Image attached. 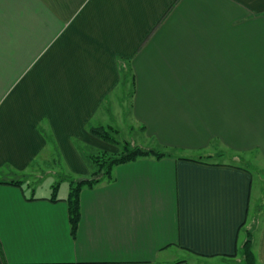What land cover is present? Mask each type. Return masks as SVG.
Wrapping results in <instances>:
<instances>
[{
    "label": "crops",
    "instance_id": "crops-1",
    "mask_svg": "<svg viewBox=\"0 0 264 264\" xmlns=\"http://www.w3.org/2000/svg\"><path fill=\"white\" fill-rule=\"evenodd\" d=\"M115 123L171 155L84 187L72 234L67 196L23 188L90 178ZM248 240L264 264V0H0V264H244Z\"/></svg>",
    "mask_w": 264,
    "mask_h": 264
},
{
    "label": "trees",
    "instance_id": "trees-1",
    "mask_svg": "<svg viewBox=\"0 0 264 264\" xmlns=\"http://www.w3.org/2000/svg\"><path fill=\"white\" fill-rule=\"evenodd\" d=\"M92 135L99 140L108 144H118L119 142L110 136V132L104 127H98L91 130ZM170 152H159L154 149L144 150L139 147H131L129 144H123V147L118 156H108L106 153L101 156H89V162L92 163L97 169L92 173L90 178L82 179L78 181H69V192L66 198L69 222L71 227V233L74 234L77 228L80 208H79V195L84 187H92L102 182H109L112 180V170L116 165L124 164L135 161L139 158L153 157L155 159H161L163 157H169ZM17 183V182H14ZM58 185L53 187V196L50 198L52 201H56V191ZM244 264H255L254 257L250 247V240L244 244L243 251Z\"/></svg>",
    "mask_w": 264,
    "mask_h": 264
},
{
    "label": "rangeland",
    "instance_id": "rangeland-1",
    "mask_svg": "<svg viewBox=\"0 0 264 264\" xmlns=\"http://www.w3.org/2000/svg\"><path fill=\"white\" fill-rule=\"evenodd\" d=\"M130 81V80H129ZM130 84V83H129ZM106 128L109 132H110V136H113L115 140H117L119 143L118 144H110V147L112 152L107 151V152H99V151H89L87 150L89 155L92 156H101V154L106 153V155L108 156H118L123 144H129L132 148L133 147H139L141 149L144 150H150V149H154L157 150L159 152L160 149H158L156 146H154L152 144V142L147 141L141 134V132L139 131V129H133L131 127V125H129L128 123L126 124H119V123H115L112 126H106L104 127ZM106 143V142H105ZM86 152V151H85ZM87 157L84 158L85 160L89 161V156H85ZM59 159L57 158V162ZM60 162H61V158H60ZM64 168V167H62ZM65 171H61L59 168L57 169V173H49V174H41L39 175V179L37 177V181H35L34 183V188L29 189L26 186L23 188L24 192L26 195H30L33 194L35 197H52L53 196V188H51V186L58 185L57 187V191L55 196L57 198H64L68 195L69 192V182L66 181V177H64V175H66V173H64ZM75 177V176H74Z\"/></svg>",
    "mask_w": 264,
    "mask_h": 264
}]
</instances>
